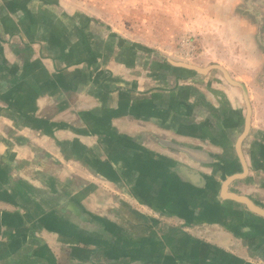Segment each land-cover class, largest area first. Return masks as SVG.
Here are the masks:
<instances>
[{"label":"crops","instance_id":"obj_1","mask_svg":"<svg viewBox=\"0 0 264 264\" xmlns=\"http://www.w3.org/2000/svg\"><path fill=\"white\" fill-rule=\"evenodd\" d=\"M259 2L0 0V264H264Z\"/></svg>","mask_w":264,"mask_h":264},{"label":"rangeland","instance_id":"obj_2","mask_svg":"<svg viewBox=\"0 0 264 264\" xmlns=\"http://www.w3.org/2000/svg\"><path fill=\"white\" fill-rule=\"evenodd\" d=\"M71 2H81L88 9L100 14L104 11L105 18L116 17L114 25L118 30L125 28L140 30L141 27L147 28L148 33L155 34L158 29L168 30L182 29L183 21L179 18L170 21L172 17H178L180 14L189 13L186 0H177L176 8L166 5H158L157 0H69ZM260 7H264V0H259ZM180 3V4H179ZM174 8V11L172 9ZM262 9V8H261ZM184 18V16H183Z\"/></svg>","mask_w":264,"mask_h":264},{"label":"water","instance_id":"obj_3","mask_svg":"<svg viewBox=\"0 0 264 264\" xmlns=\"http://www.w3.org/2000/svg\"><path fill=\"white\" fill-rule=\"evenodd\" d=\"M236 199L239 200L240 202L245 203L249 209H251L253 211L256 209L255 207H253V205L248 200L243 199V198H239V197Z\"/></svg>","mask_w":264,"mask_h":264}]
</instances>
